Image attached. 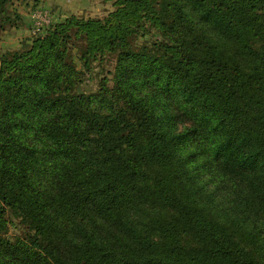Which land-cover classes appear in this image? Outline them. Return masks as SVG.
I'll return each instance as SVG.
<instances>
[{
	"label": "trees",
	"instance_id": "16d2710c",
	"mask_svg": "<svg viewBox=\"0 0 264 264\" xmlns=\"http://www.w3.org/2000/svg\"><path fill=\"white\" fill-rule=\"evenodd\" d=\"M114 7L0 56V264H264V0Z\"/></svg>",
	"mask_w": 264,
	"mask_h": 264
},
{
	"label": "rangeland",
	"instance_id": "374dc122",
	"mask_svg": "<svg viewBox=\"0 0 264 264\" xmlns=\"http://www.w3.org/2000/svg\"><path fill=\"white\" fill-rule=\"evenodd\" d=\"M114 3L115 0H9V11L17 15L18 20L14 26L7 27L0 33V56L6 51L26 47L34 38L43 35L68 18L103 20L108 13L114 10ZM37 11H43L51 18V24L38 31L33 28L32 22V15ZM72 52L77 71H79L81 64L75 54L76 51ZM113 67L112 58L105 56L102 61L94 62L89 72L82 70L84 75L80 86L81 91L85 94L94 93L101 77L111 79L108 71L112 72ZM108 86H112L111 81ZM20 231L19 227L9 226L7 237L21 236Z\"/></svg>",
	"mask_w": 264,
	"mask_h": 264
},
{
	"label": "built area",
	"instance_id": "2783aa9c",
	"mask_svg": "<svg viewBox=\"0 0 264 264\" xmlns=\"http://www.w3.org/2000/svg\"><path fill=\"white\" fill-rule=\"evenodd\" d=\"M33 28L38 31L41 28L48 27L51 24V18L43 11H37L32 15Z\"/></svg>",
	"mask_w": 264,
	"mask_h": 264
}]
</instances>
